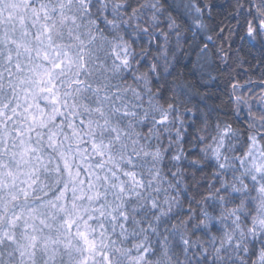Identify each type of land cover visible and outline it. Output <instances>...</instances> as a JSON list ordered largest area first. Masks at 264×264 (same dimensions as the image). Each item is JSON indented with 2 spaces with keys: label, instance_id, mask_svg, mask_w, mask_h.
I'll list each match as a JSON object with an SVG mask.
<instances>
[{
  "label": "clouds",
  "instance_id": "9594fccd",
  "mask_svg": "<svg viewBox=\"0 0 264 264\" xmlns=\"http://www.w3.org/2000/svg\"><path fill=\"white\" fill-rule=\"evenodd\" d=\"M70 11L80 39L76 24L57 36L74 60L54 72L67 103L57 123L73 171L88 165L101 195L77 201L72 247L55 264H264V0H75ZM11 99L5 79L0 102ZM38 147L63 168L59 149ZM85 221L94 251L77 235ZM24 231L0 223V264H33ZM34 264H52L39 245Z\"/></svg>",
  "mask_w": 264,
  "mask_h": 264
},
{
  "label": "snow or ice",
  "instance_id": "6c2138e0",
  "mask_svg": "<svg viewBox=\"0 0 264 264\" xmlns=\"http://www.w3.org/2000/svg\"><path fill=\"white\" fill-rule=\"evenodd\" d=\"M74 2L58 0L50 11L44 4L33 7L31 0H11L14 11L5 15L0 10V93L4 92L5 79L12 93L11 100L0 102V223L4 220L13 224L23 222L26 244L21 255L30 254L33 264L37 245L52 264H55L61 247L71 249L72 227L82 216L77 201L87 199L91 202L101 195L94 191L92 178L96 174L87 171L88 165H85L87 174L84 176L79 167L73 171L71 150L67 153L63 150V142L69 140V135L64 131L63 120L57 123L64 115L63 108L67 107V103L60 104L54 72L61 70L65 63L69 67L74 64L57 36L62 35L66 27L71 32V25L76 24L77 18L70 11ZM76 28V38L80 39L78 24ZM34 51L42 54V63L36 62L40 60V55L33 59ZM74 83L79 85L81 82L76 80ZM41 98L50 101L54 109L49 111L43 106ZM85 126L94 132L91 121ZM67 127L71 130V142L79 152L82 141L80 129L71 121ZM42 143L59 149L62 169L59 164L50 166L51 160H46L42 148L38 147ZM92 148L97 155H104L95 141ZM9 152L14 167L4 163V154ZM37 185H40L39 191L43 195H36ZM61 217L62 224L58 226L57 221ZM37 225H40L39 229ZM62 227L67 235L61 231ZM87 228L85 221L84 229L78 228L77 235L88 250L94 251L96 242L88 238ZM44 229H48L46 235L36 234L37 231L43 233ZM81 264H87V257Z\"/></svg>",
  "mask_w": 264,
  "mask_h": 264
}]
</instances>
